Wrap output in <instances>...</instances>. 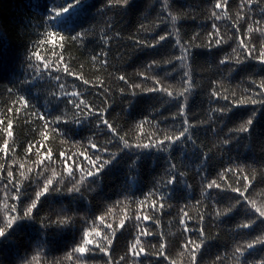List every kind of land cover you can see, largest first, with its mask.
<instances>
[{
    "label": "trees",
    "instance_id": "16d2710c",
    "mask_svg": "<svg viewBox=\"0 0 264 264\" xmlns=\"http://www.w3.org/2000/svg\"><path fill=\"white\" fill-rule=\"evenodd\" d=\"M164 2L165 0H133L131 7L123 8L106 7L108 0H86V7L81 13L67 22L55 23L51 30L60 31L65 37L85 29L88 30V34L76 41L66 39L63 49L58 44L53 49L51 44L34 47L36 41L43 39L45 29L40 23L47 15L46 8L51 7L48 0H0V119H4L5 116L13 117V137L9 139V143L12 144L15 140V144L12 145L14 151H10L7 157L0 153V164H4L6 168L10 165L14 176L18 177L20 171L18 165L23 163L28 177L24 184L33 194L37 184V172L44 173L45 178L50 177L53 171L62 173L63 164L71 166L76 163V159L71 158L74 153L85 149L90 155L95 152L88 146V138L94 133L98 146L103 145L111 137L105 135L103 126L100 130L96 129L94 126L96 121L89 118L80 125H60V131L64 135L52 132L51 128L55 126L49 125L48 140L45 141L42 133L46 130L42 121L23 113L14 115L7 111L16 97L10 95L6 89L14 87L18 88L19 94L29 99L30 104L34 106L31 110L42 112L49 119L65 111L69 116L72 114L71 106L66 107L63 98L56 100L49 95L50 91H59L55 87V81L44 79L37 82L36 86L33 83L20 84L25 78L22 65L29 49L38 51L50 61H56L57 56L62 53L64 62L71 71L83 75L84 79L89 81L88 85H84L76 76L59 73L66 91H72L74 85L75 90L84 93L83 98L95 107H107L105 118L119 125L121 134L127 132L133 136L135 124L145 117H148L153 125L158 124L160 128L171 133L180 129L182 124L180 117L172 119L178 111L176 103L164 94H139L132 98L127 93V85L116 78L124 75L131 83H142L143 78L137 73L143 71L150 77L160 79L161 83L170 89L181 90V77L188 68L182 67L178 62L173 64L165 62L179 55V50L175 46L177 35L183 43L193 40V37L199 34L198 38L193 40L198 46L191 48L190 68L194 87L189 94L187 109L189 122L197 125L191 130L196 146L185 140L183 143L174 144L170 150L172 160L180 171L186 173L185 178L171 188L165 189L162 183L158 182L167 179L168 153L155 149L135 152L125 150L105 167L101 173L100 186L89 185L88 187L95 188V191L85 192L83 198L71 204L69 212L64 213L62 209L69 206L71 197L54 194L42 200L37 222L17 230L8 241L0 244V259L3 260V264H9L10 261L14 264H24L25 260H31L32 256L38 253L40 259L34 264H106V258L98 251L86 254L83 260H78L76 256L69 260L66 256L80 242L82 228L92 226L93 221L95 226L100 228L102 235L105 234L104 228L107 224L117 229L111 252L114 261L128 254V248L140 229L147 228L154 235L142 238V244L149 255L141 258V264H156L157 257L151 255L154 251L151 246L158 245L161 232L167 240L170 257L176 260L177 264H190L189 256L180 245L188 236L195 240L196 234L183 232L178 222L181 208H184L191 217V221L188 222L190 229L197 227L201 213L207 210L210 214L205 217V231L210 237L216 238L210 239L208 246L202 249L199 264H216V256L224 253H228L224 264H237L232 255L234 247L250 242L255 236H264V225L259 221L251 229H237L238 224L254 219L242 198L237 204L236 198L239 193L229 190L218 195L216 190L208 192L203 190V185L212 179L220 182L217 173L221 169L232 167L235 170L239 166L251 181L244 195L258 205H264V106L249 104L234 108L226 118L221 119L219 114L212 112V109L224 106L226 102L210 103L209 96L212 81H218L224 88L234 90L237 96H240L244 94V89L252 88L250 79L259 81L264 77V72L260 70L255 60L249 61L246 70L238 73H229L228 67L220 69L218 66L219 59L225 55L235 57L239 53L237 37L245 39L246 42L250 38L251 43L257 48L264 47V33L258 31L264 29V0H253V6L243 10L247 23L239 21L241 25L239 33L235 31L233 24L237 22V13L241 11L240 0H230L228 17L222 16L219 21H214L211 17L215 0H167V10L164 9ZM169 12L177 16L175 24ZM213 23H216L220 35L227 43L219 47L214 45L209 49L207 39ZM249 25L252 27L250 37L245 36V30ZM69 27L72 30L65 31ZM175 29H179L178 34ZM166 32L171 33L168 41L161 42L156 49L141 48L134 43L136 39L151 43ZM102 37L108 39L107 44ZM234 48L236 53L233 52ZM100 53H107V66L99 62L104 59L98 55ZM94 55L98 56L97 62L92 60ZM153 60L159 67L147 69L146 66ZM52 71L54 75L57 74L54 69ZM144 86L152 87L151 79L144 82ZM120 88L126 89L124 95L120 94ZM105 89L109 91L105 93ZM253 110L257 113V119L251 138L241 137L238 144L233 142L230 147L223 146L221 141L227 137L229 129L238 127ZM201 121L204 123L201 124ZM145 127L148 128L147 125ZM4 139L5 133L0 131V146ZM29 145L34 146L31 152L27 151ZM109 147L113 148V145ZM46 149H51L53 156L51 160L44 159L41 165L39 162L47 156ZM209 150L213 155L207 165L201 167L203 159L201 152ZM61 152L71 159L63 161V157L59 155ZM80 160L82 161V158ZM133 161L136 163L133 164ZM27 169L32 171L28 172ZM202 174L207 175V180H201ZM0 176L6 177V171L0 172ZM227 179L232 187L237 186L231 174ZM243 184L244 181L241 179L239 185L241 191L244 190ZM154 189L165 199L163 210L157 207V210L152 212L147 205L142 207L139 202ZM213 199L218 201L217 207L221 211L231 205L236 207L228 216L216 217L211 204ZM197 200L200 201L199 205L196 203ZM117 201L120 203L117 204ZM12 202L4 199L3 185H0V221L5 215L4 205ZM65 214L73 216L74 223L62 227L53 225L43 231L40 229V217L50 216L54 220L57 216ZM137 215H149L152 219L138 222ZM81 217H86L88 224H83ZM96 217H103V224L96 220ZM121 220L125 221L123 227H120ZM261 254H264V250L257 248L248 256L249 262L258 259ZM128 256L123 264H136V261L130 258V254ZM160 264L164 262L161 261Z\"/></svg>",
    "mask_w": 264,
    "mask_h": 264
},
{
    "label": "snow or ice",
    "instance_id": "6c2138e0",
    "mask_svg": "<svg viewBox=\"0 0 264 264\" xmlns=\"http://www.w3.org/2000/svg\"><path fill=\"white\" fill-rule=\"evenodd\" d=\"M51 4V7L47 9V15L41 20L40 26L45 29L43 33V39L35 42L34 47L39 48L41 46H46L51 44L53 49L57 46L63 49L66 39H71L73 41L83 39L87 34L88 30L85 29L81 32H76L75 35L70 37H65L61 34L60 31H53L55 23L61 21L67 22L73 16L81 13L86 7V0H48ZM133 0H108L109 6H120L123 8H129L132 6ZM253 6V0H240V12L237 13V22L233 24V28L237 33L241 30V25L239 21L247 23L245 14L243 10L251 8ZM168 3L167 0L164 2V9L167 10ZM230 8V0H215V3L212 5L211 17L214 21H219L223 17H228ZM171 16L173 24L177 21V16L168 13ZM254 23H259L254 21ZM72 29L66 28L65 31H71ZM179 32V29H175ZM264 33V29H258ZM252 32L251 25L245 30V36L250 37ZM117 35H119L117 33ZM171 33L166 32L164 35H159L158 39H154L151 43L147 40H134V43L141 48H151L156 49L158 45H161V42H167ZM193 37V40L198 38ZM105 44L108 43V39L102 37ZM238 39L239 53L235 57L225 55L223 58L219 59L218 66L220 69L224 67L229 68V73L232 72H241L245 71L248 67V62L255 60L260 66V70L264 72V47L257 48V46L251 43L249 38L246 42L245 39ZM193 40L186 42H181V39L177 35L175 40V46L179 50V55L173 56L172 60L166 61L167 64H173L178 62L182 67L188 68L187 71H184L182 80V88L179 91H174L168 86L161 83L160 79H157L155 76H149L146 72H138L137 75L142 77V83H131L124 75H119L116 79L123 81L127 85V93L130 97L135 98L139 94H164L167 97L171 98L172 102L176 103L178 111L172 116V119L175 120L177 117L182 119L181 128L177 129L175 132H169L157 125H153L152 121L145 117L138 121L134 126V135L130 136L129 133L125 132L121 134L119 125L115 122H109L105 118V113L107 112V107L97 108L92 103L84 99V93L75 90L73 85L72 91H66L65 83L61 81V76L59 73H66L68 76H76L77 79L83 81L84 85H88L89 81L84 79L83 75L77 74L71 71L68 64L64 62L62 53L57 56L56 61H50L47 57L42 56L38 51L33 49L28 50V55L25 57L24 65V79L20 81V84L33 83L36 86V83L47 79L49 81H55V87L59 91H50L49 95L56 100H61L65 102L66 107L71 106V116L68 115V112L65 111L61 115H57L49 119L44 113L39 112L34 109V106L30 104L29 99L25 95L19 94L18 88L9 87L6 91L10 95H15V100L12 102V106L7 109L8 112L15 114L23 113L29 117H36L39 121L43 122L45 132L42 133L43 139L48 140L47 130L49 125L55 127L51 128V131L59 135H64L60 131V125H80L84 121L92 118L96 121L95 128L100 130L103 126V131L105 135L110 136L111 138L106 140L103 145H99L95 140V133L92 137L88 138V146L91 149H94L95 152L90 155L87 149L78 151L73 154V157L76 159V163L71 166L63 164V161H68L71 159L68 155L61 152L59 155L63 157V172L57 173L52 172L50 177L45 178L44 173L37 172V184L34 189V194L28 191V187L24 184V181L28 179L24 171L25 165L23 163L18 165L20 169L19 175L14 176V172L9 165L7 168L4 164H0V172L6 171V177L0 176V185H3V193L5 200H11L12 203H6L4 205L5 215L3 220L0 221V244H3L5 241H8L17 230H22L25 226L37 222V213L42 206V200H46L50 195H57L60 197H71L69 201V206L63 208L62 211L67 213L71 210V204L84 197L85 192L95 191V188H89V185L95 184L96 187L100 186L102 176L101 173L107 165H109L121 152L125 150L137 151L145 149H155L158 152H165L169 154L168 159V168L166 170L167 179H162L163 188L168 189L175 185L178 181L183 180L186 176V173L180 171L177 167V164L172 160L170 150L174 144L183 143L185 140L190 141L193 146H196V141L192 137L191 130L197 127L196 124L190 123L187 115L188 109V98L189 94L192 92L194 87L193 74L190 68V61L192 59L191 48L197 47L193 43ZM227 43L224 38L220 35V29L217 27L216 23L212 24V31L208 33L207 47L211 49L214 45L219 47L220 45ZM233 52L236 53V49H233ZM55 54V53H54ZM99 56L104 57V59L99 60V62L107 66V53H100ZM94 62L98 61V56H92ZM153 66L159 67L157 62L153 60L146 67L147 69H152ZM82 67V66H81ZM55 70L56 75L53 74L52 70ZM151 79L153 86L145 87L144 82H147ZM102 83V82H101ZM251 89H244V94L237 96L234 90L229 91V89L224 88L222 84L218 81H212L211 91L209 93L210 103L219 104L221 101L226 102L224 106L215 107L212 109V112L219 114V118H226L229 113L232 112L234 108H239L246 105H256L259 104L264 106V77H261L259 81L255 79H250ZM109 90L105 89V93ZM119 92L121 95H124L126 92L125 88H120ZM183 101V102H181ZM132 101L129 100L131 105ZM257 119V113L255 110L248 116L247 119L243 120L238 127L234 129H229L227 137L222 139L221 143L223 146L230 147L233 142L239 143L241 137L251 138L254 131L255 121ZM204 122L201 121V124ZM148 126L146 128L145 126ZM151 129V130H149ZM0 131L5 133V139L3 140L2 146H0V153H4L7 157L10 151H14L12 145L15 144V140L12 141V144L9 143V139L13 137V117L5 116L4 119H0ZM215 132V129H213ZM109 145H113V148H110ZM34 146L29 145L27 151L31 152ZM47 156L43 157L39 162L43 164V160L52 159V150L46 149ZM37 154L39 155V149H37ZM213 153L211 150L208 152H201L202 156V165L204 167L207 165L208 161L211 159ZM80 158H82L83 163ZM138 159V157H137ZM15 163V161H13ZM136 161H133L135 164ZM28 172H31V169H27ZM231 174L236 187H232V184L228 182V175ZM220 182L218 183L216 179H212L203 185L204 192L209 190H216L217 194H222L227 191L233 193H239V196L236 198L237 204L241 202V198L246 202L249 212L254 219H249L247 222L238 224L236 227L238 230H248L251 229L257 221L260 224L264 225V205H258L254 200L248 199L244 195L248 191L251 181L247 174H244V170L237 168L234 170L232 167H226L221 169L217 173ZM244 181L243 191H241L240 181ZM255 179V176L252 177ZM201 180H207V175L202 174ZM223 184V187H222ZM191 187V185H188ZM158 197V198H156ZM165 197L159 196L158 192L154 189L145 195L144 199L139 203L143 207L145 205L151 209L152 212L157 210L159 207L160 210H163L164 204L163 200ZM117 204L120 201L116 202ZM197 205L200 204V201H196ZM212 208L214 209V215L216 217L228 216L236 205H231L225 207L223 211L217 207L218 201L215 199L211 202ZM180 218L179 224L183 228L185 233H195L196 239H192L191 236H188L185 241L180 245L185 253L190 258V264H199V258L202 256V249L208 246L210 239H215L216 237H210L205 231V217L210 215L207 210L200 214L199 220L197 222V227L190 229L188 227V222L191 221L189 213L180 209ZM83 224H88L86 217L80 218ZM96 220H99L103 224V217H96ZM152 217L149 215H137L136 220L139 222L149 221ZM74 223V218L71 215L57 216L54 220L50 216H42L39 218L40 229L43 231L45 229H50L53 225L56 227L69 226ZM125 221H120V227L124 226ZM105 234L102 235L100 228L95 226V221H93L92 226L82 228V235L80 242L76 244L75 247L71 249L70 252L66 254L69 260L73 256H76L78 260H83L88 253L99 252L103 254V257L106 258V264H123V262L129 258L136 261V264H141V258L149 255V252L146 251L145 247L142 244V238L154 235L147 228H141L139 233L135 236L134 242H132L128 248V254L125 256L119 257L118 260H113L112 245L113 238L116 236L117 229L111 224H107L104 228ZM218 235V234H217ZM154 251L151 255L157 257L156 264H160L161 261L164 264H177V261L172 259L168 254V243L164 236V233H159L158 245L154 244L151 246ZM257 248L264 250V236H255L250 242H247L240 246H235L232 255L235 257L237 264H264V254H261L258 259H253L251 262L248 260V256L252 254ZM228 253L223 255H217L215 260L216 264H224V260L227 258ZM40 259L39 253L33 255L31 260H25L24 264H34V262ZM0 264H3V260L0 259ZM9 264H14L10 261Z\"/></svg>",
    "mask_w": 264,
    "mask_h": 264
}]
</instances>
